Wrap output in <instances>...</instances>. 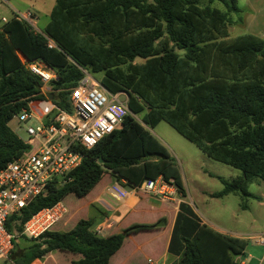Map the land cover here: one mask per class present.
I'll return each mask as SVG.
<instances>
[{
  "label": "trees",
  "instance_id": "16d2710c",
  "mask_svg": "<svg viewBox=\"0 0 264 264\" xmlns=\"http://www.w3.org/2000/svg\"><path fill=\"white\" fill-rule=\"evenodd\" d=\"M214 1L225 10L211 6ZM243 12L237 0H209L204 6L199 0H56L41 32L14 15L2 24L0 169L29 148L10 120L32 101L45 99L43 82L28 63L41 62L55 73L48 85L57 109L71 110L69 95L84 71L103 72L99 81L108 92L128 94L120 124L93 147L80 149L82 160L69 179L50 185L46 195L7 218L8 260L31 264L60 251L80 255L67 264H109L127 236L163 228L165 216L101 236L94 220L81 215L70 228L56 227L76 215L63 199L68 194L82 199L104 174L131 189L161 175L185 193L171 154L151 132L161 120L208 157L241 172L231 180L220 178L223 188L212 196L246 195L253 177L264 181V37L229 36L231 25L244 23ZM58 201L66 213L50 229L38 239L22 233L32 213ZM246 244L243 237L203 223L179 202L168 245L178 256L176 264H242Z\"/></svg>",
  "mask_w": 264,
  "mask_h": 264
},
{
  "label": "built area",
  "instance_id": "2783aa9c",
  "mask_svg": "<svg viewBox=\"0 0 264 264\" xmlns=\"http://www.w3.org/2000/svg\"><path fill=\"white\" fill-rule=\"evenodd\" d=\"M16 19L26 23L33 32L37 28L33 11H15ZM2 18V22H6ZM48 46L53 42L48 39ZM28 68L40 76L44 93L45 86L55 73L41 62L27 64ZM103 89L91 74L84 71V76L69 95L70 111L57 109L52 100H39V108L45 116L55 113L46 123L37 119L38 126H26L28 135L25 143L29 148L21 155L9 161L0 169V264L8 260L12 248V234L6 228L7 218L24 208L32 199L44 196L50 185L63 184L69 179L67 174L76 168L81 160L82 147L90 148L112 133L120 124L124 113L128 111L127 101H118V94ZM18 123L28 122L33 118L30 109H23L18 114ZM143 193L160 197L168 201H179L176 198L177 188L161 175L154 179H145L134 188ZM66 213V207L60 201L32 213L22 225V233L38 239ZM264 244V235L258 238ZM7 264H16L8 260ZM149 264H167L157 260Z\"/></svg>",
  "mask_w": 264,
  "mask_h": 264
},
{
  "label": "rangeland",
  "instance_id": "374dc122",
  "mask_svg": "<svg viewBox=\"0 0 264 264\" xmlns=\"http://www.w3.org/2000/svg\"><path fill=\"white\" fill-rule=\"evenodd\" d=\"M16 1L22 4L31 1L37 8H45L50 2L49 0H8L9 3H16ZM199 2L202 6L209 4V0H199ZM237 4L244 10L242 15L245 19L249 7H252L247 6L250 0H237ZM210 5L225 10L224 5L219 1H214ZM8 13L9 10L0 9V17L8 16ZM230 15L232 19L237 17L234 13ZM253 30L256 29H249L244 23H236L229 27V36L254 32ZM88 73L96 80H99L103 74V72L90 71ZM118 101L126 102V94H118ZM17 116L15 115L10 120L9 126L20 138L27 141L26 126L35 128L39 123L35 118H31L28 122L18 123ZM151 132L168 149L180 172L185 193L178 192L177 200L185 203L199 219L210 226L228 235L245 238L247 244L241 256L244 264H264V244L258 242V238L264 235V181L253 177L246 188V195L230 193L222 197L212 196L214 192L223 188L220 178L231 180L241 175V172L230 165L208 157L193 142L183 137L163 120L152 127ZM101 180L81 200L73 194H68L63 199L71 212L75 211L76 215L66 226H63V222L58 223L57 228H70L76 216L82 214L81 204L91 197V191L97 185L114 179L106 177ZM17 241L22 246L26 244L22 238H18ZM62 257L65 258V256Z\"/></svg>",
  "mask_w": 264,
  "mask_h": 264
},
{
  "label": "crops",
  "instance_id": "0c3cea01",
  "mask_svg": "<svg viewBox=\"0 0 264 264\" xmlns=\"http://www.w3.org/2000/svg\"><path fill=\"white\" fill-rule=\"evenodd\" d=\"M49 1V5L45 8H37L31 1L22 4L18 1L9 3L8 0H0V9L9 10L8 16L0 17V27L3 24L2 18H11L15 11L29 10L35 14L38 30L43 31L50 20V12L56 2V0ZM247 6L252 7H249L245 14L244 25L249 29H256L251 33L264 36V26H262L264 25V0H250V4ZM97 81L100 83L99 80ZM43 90L45 98L49 99L47 97V94H50L49 85H46ZM121 93L125 94V92ZM29 109L35 119L44 120L46 117L39 108V100L29 103ZM106 177L113 180L108 174H104L102 179ZM90 194L91 197L81 204V216L92 218L94 228L97 234L101 236L121 232L123 228L135 222H151L161 216H165L167 219L166 225L161 229L127 236L121 247L111 256L109 264H147L149 260H157L167 264L177 263L178 256L168 252V245L180 200L173 203L157 196L138 193L135 189L125 187L115 180H108L97 185ZM201 221L205 223L203 220ZM211 227L225 233L220 229ZM79 257L80 255L54 251L42 259H35L31 264H67ZM241 263L244 264L243 261Z\"/></svg>",
  "mask_w": 264,
  "mask_h": 264
},
{
  "label": "water",
  "instance_id": "95a60500",
  "mask_svg": "<svg viewBox=\"0 0 264 264\" xmlns=\"http://www.w3.org/2000/svg\"><path fill=\"white\" fill-rule=\"evenodd\" d=\"M100 85H101V87L103 88V89H105L106 91H108L101 83H100ZM125 94L127 95V97H128V94L125 92ZM47 97L49 98V99H51L52 98V96H51V94H47ZM156 158H158V156H156ZM236 261L238 262L239 261V258H237L236 259Z\"/></svg>",
  "mask_w": 264,
  "mask_h": 264
}]
</instances>
